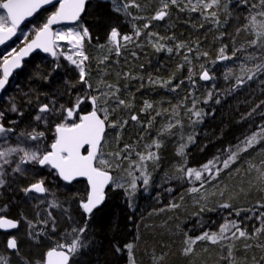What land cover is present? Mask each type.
<instances>
[{"label": "trees", "instance_id": "1", "mask_svg": "<svg viewBox=\"0 0 264 264\" xmlns=\"http://www.w3.org/2000/svg\"><path fill=\"white\" fill-rule=\"evenodd\" d=\"M164 1L169 0H90L86 4L85 11L79 21L86 25L89 32V38L84 47L88 58L84 62V66L86 69L89 68V72H86V79L87 85H91V88L80 81L78 72L68 68L62 62L54 64V61H51L49 65H44L41 73L37 70L34 72L32 76L38 77L37 79L29 78L28 71L23 70L24 67L26 66L25 69L33 71L31 68L33 61L41 58L47 59L42 54H34L17 74V77L20 78L23 73L26 74L22 83L31 85L30 89L34 94L28 99V103H26L27 100L22 101L23 108L21 107L20 114L5 116L1 122L5 128L15 130L14 133L7 134L9 141H18L21 133L27 135L34 131L43 132L44 140L42 138L40 141L41 151L44 153L50 149L51 144L55 141V125L59 124L61 113L55 111L52 116L47 117L46 123L42 120L44 125L39 126V122L35 121V116L39 114L38 110L41 107L39 102H42L43 105H49L50 108L53 106L56 109H60L61 106L65 109L70 108L75 103L74 96L79 95L76 94L79 90L83 91L86 88L90 93H94L93 96H97L100 95L97 92L100 86L111 87L117 84L121 88H126L125 73L130 74L131 77H137V81H145L148 77L147 74L151 72V76L154 77L156 74L152 72L160 71L159 64L164 65L161 72L166 79L176 78L178 71L175 69L176 64L169 59L162 60L159 56H155L147 47L143 50L139 49L138 57L131 59L132 63L125 70L112 62V52H110L108 43L109 35L113 29L117 30L118 36L131 37V41L134 40L137 32H154L164 36L163 25H165L167 17L154 19L164 7ZM221 2L217 14L225 8L224 14L218 21H215L214 26L211 25L209 28L199 31V26L193 23L192 30L198 31L194 34L193 31L189 32L190 35L192 34L190 40L193 39V41L200 43L199 53L202 55L206 53V59L215 61V66L223 70V72L210 70L217 82L220 81L223 74L232 69L231 64L236 62L243 64L252 51L259 54L258 61L264 60V38L257 36V33L261 31V26L264 25V16L259 15V13L264 12V8L260 7L259 0H248L247 3L241 0L243 6L238 5L237 0H222ZM51 10V8L44 10L38 16L46 14L48 17ZM167 13L171 18L167 22L168 29L178 30L177 33L180 36L186 34L180 27L182 19L174 7L168 6ZM231 16H235L236 21ZM145 25L148 27L145 28ZM31 34L22 39H15L17 49L33 38L34 35ZM220 34L222 38L216 45ZM193 36L194 38H192ZM252 40H257L255 47H250ZM111 44L114 45L112 41ZM222 48L226 51L225 56L232 57V59H218L216 54ZM233 53H235L234 57ZM232 60L236 61L232 62ZM192 68L193 77L199 75L198 67L193 65ZM105 73H107L106 78H104ZM181 73H183L182 79L186 80L185 70L179 72V74ZM197 81L185 91L181 90V93L176 96V100L165 92V102L169 101V105L174 103V106H178L177 102L181 101L182 97L191 98L189 93L192 91L189 88H192L193 92L197 90V95L201 97L206 95L207 91L205 94L203 92L205 89L203 81ZM225 81L228 82V79ZM130 84L133 86L132 83ZM218 84L222 85V82ZM221 85L218 87L220 90L218 95L210 96L208 103H199V107L194 109L195 118L191 119L188 115L187 119L182 114L179 117L183 123L192 122L197 120V113H199V123L196 126L198 128L192 142L186 144V151L184 150L186 153L183 154L185 157H183L182 152H179L178 157L172 162L171 159L165 160V170L170 174V177H165V181L161 177V182H165L163 185L156 186V181L153 180V187L146 188V192L142 193L141 202L137 206L134 204L131 188L129 189L126 185H124L126 188L118 189L113 188L112 185L107 186L105 201L90 215L91 222L87 229L89 246L79 264H173L175 260L182 257L181 249L189 240L195 241L193 244L197 246L196 256L189 264H264V207H261L264 205V185L259 183L258 171L256 170L260 169L261 161L264 160V140L249 148L248 151L241 152L239 160L229 169L221 171L214 179L210 178L207 172L203 173L205 177H209L206 181L191 179V182H196L195 195L199 194L198 198L191 199L190 204L187 201H182L187 205V211L182 212L180 209H176L177 212H174L176 222L168 224L164 234L154 230V221L149 217V213L155 211L153 207L176 205V202H180L181 196L190 188L188 184V188L184 187L179 190L177 187V190L171 180H168L169 178L177 176L189 183V178L184 174V171L186 173L187 169H202L209 162L227 159L231 151L243 147L245 139L254 133H259L261 126H264L263 105L257 106V116L251 115L252 110L246 107V103L241 104L238 98H232L233 95L229 94V90H221L224 86ZM144 86V96L154 107L161 106L160 108H162L163 98L154 95L155 88L148 84H144ZM131 88L124 91L122 94L124 98L122 99L126 101L128 110H133L136 107L134 111L138 112L142 104L136 101H141L142 98L137 94L136 88ZM197 95H195L196 98ZM80 107L84 110L90 108L86 100ZM166 111L173 110L169 109L165 103ZM147 115L149 114L141 115V117L144 119ZM119 116L124 121L126 115L121 114ZM151 118L147 116L143 120L146 124L145 130L136 132V135L134 130L125 134L126 128H124L120 138L122 142L119 145L118 136L111 134L115 141L116 150L119 152L118 155L120 156V152H122L121 160L136 158V156L128 155L126 152H129L132 147L138 146L142 137L160 140V138H155L157 135L153 136L150 132H156L162 125V119L156 115H151ZM151 120L154 123L150 126ZM166 120L165 117V122ZM117 124L118 127L122 128V122L118 119ZM107 136L108 133L105 138ZM169 140V142H175L171 138ZM169 142L167 141L166 144ZM175 143H180L184 148V141L177 139ZM14 160L17 161L18 159L14 158ZM215 166L222 168L220 163H216ZM250 169L253 170L250 171ZM35 172L34 177H41L47 190L54 188L64 202L72 203L74 209L76 206L75 202H72L73 199H77L81 195L86 196L88 193L85 180L66 184L56 177L51 168H38ZM5 181V184L0 187V210H3L0 213L13 219H19L18 211H21L22 206H24L21 201L24 194L21 183L25 182L12 181L11 179ZM157 189L164 196L170 192V199L165 205L159 206L154 202L151 207L147 197L154 190L156 192ZM67 193H73V198L71 199ZM158 198H160V194ZM225 204L229 207H224ZM230 223L237 224L248 235L234 239L228 236L229 234H225L227 239L217 240L214 244H209L208 240L197 239L205 233L216 234L219 237L222 226ZM258 229L260 231H257ZM2 237L3 235L0 233V241ZM128 245H131V248ZM229 248L231 254H229ZM181 260L184 262L186 259L182 258Z\"/></svg>", "mask_w": 264, "mask_h": 264}, {"label": "rangeland", "instance_id": "2", "mask_svg": "<svg viewBox=\"0 0 264 264\" xmlns=\"http://www.w3.org/2000/svg\"><path fill=\"white\" fill-rule=\"evenodd\" d=\"M3 0H0V5H2ZM169 2V3H168ZM205 3H210L211 0H204ZM167 3L168 6L175 7V9L178 7V10L182 14H179L180 18L182 19V22L180 25L186 26V28H193L192 22H188L186 20L189 18V15L193 16L190 17L189 19L194 20L196 18L199 22L201 23H206V21H210L211 25L214 26L215 21H218V19L223 16V12H219L217 14V11L219 9L218 7H213L208 10H202L197 3V0H177V4H172L169 1H164V4ZM238 5L241 4V0H237ZM243 6V5H242ZM164 8V7H163ZM162 8V9H163ZM193 8H196L194 11ZM51 13L48 15L51 16L53 12L56 11L57 6H53L51 8ZM168 9V8H167ZM166 9V11H167ZM211 12H215V17H212L210 15ZM167 13L165 17V25L163 28V31L165 32L164 36H161L159 34H155L154 32H147V33H139V35L135 36L133 39L134 40H128L125 41L123 37L118 36L117 38V43H114L113 49H117V44L119 46V49L125 48L128 46L129 43L131 45H134L135 48H139L143 50L144 48H148L150 52L155 54V56H159L162 58V60L169 59L173 63L176 64L175 69H178L176 74H179L180 71L183 69L186 72L187 79L190 78L191 73L193 72V65H196L198 67V74L202 75L204 71H208L210 79L209 80H204V86L205 87H213L215 84H218L219 82H222V89L224 91L229 90V94L233 95L232 98H238L240 101L239 103L243 104L246 103V107L252 110L251 115L253 114L254 116H257V106L263 105L264 106V73L257 75L254 79L252 80H245L243 86L241 87H236L234 83L229 79L228 82L225 80L228 79L229 72L223 74L220 77V81L217 82L216 78L213 77L212 71L210 70H216L217 72H223V70H220L215 66V61H211L208 58L206 59V55L200 54V43L197 41L187 40L186 42H178V37L180 36L176 31H172L171 29H168V24L167 22L169 21L170 15ZM0 16H4L6 18L5 21V26H9V21L4 13L2 7H0ZM48 17L46 14L40 15L36 17L33 21L25 24L23 27H21L18 32H17V38L22 39L25 36L35 35L36 31L43 26L44 23L47 22ZM233 17V20L236 21L235 16ZM226 18V17H224ZM203 20V21H202ZM208 24V23H207ZM210 26V25H208ZM87 29L86 25L81 23L80 21L76 22L73 25H62V26H57L54 28L53 33L57 31H61L64 33H67L69 30L73 32H79L80 35L83 37L82 40H80L79 44L77 45L74 42H70L69 40H57L56 41V50H57V56L56 57H50V56H45L47 59L41 58L39 60L33 61L31 68L33 71H29L24 67L23 70L26 72L28 71V76L29 78H35L36 77L32 76L34 72L37 70L39 73H41V69L44 68V65H49L51 61H54V64L56 62H62L65 64L68 68H72L75 72L79 73V67L77 65H73L71 61H69L66 57L69 55H72L74 59H77V62L79 64V53L83 52V54L87 57V54H85L84 47H85V42L89 38V32L87 36H84L83 30ZM88 30V29H87ZM197 31L195 30L194 33ZM16 38V39H17ZM13 49H17V41L15 40L13 43L6 45L5 47H2L0 49V62H2L3 58L5 56H8ZM159 49V50H158ZM171 49V51H169ZM191 49V51H189ZM117 52V50H116ZM112 56V55H111ZM216 56H220V54H216ZM53 58V59H51ZM88 58V57H87ZM112 60V59H111ZM86 62V60L84 61ZM84 68V64L82 65ZM158 67L160 68V71H154L152 73L156 74L154 77L151 76L150 74H147V80L137 81V77H131L130 74L125 73V84L126 88H122L123 91L129 90L136 88L137 94L140 96L141 101H136L139 102L141 105V108L138 112H135L134 110L127 109V105L125 103L117 105V107L114 104H110V107H108V101L107 99L104 100V97L100 95L98 96V101H100V108L101 112L103 114V118L106 119L105 121L107 122V127L112 130L111 134H115V131L119 128H117V119L118 121L120 120L122 122V127H128L132 128L138 131H144V127L146 124H144L143 120L151 115H156L158 118L162 119V125L156 130V132H150L152 133L153 136L157 135L155 138H165L162 142H154L152 139H149L148 137L146 138H141L142 143L139 144L138 148L140 149V152L136 155V158L132 159H123L121 161V156L122 152H120V156L118 155L119 152L116 150V145L114 138L111 135H108L106 138L107 134V129L104 134L103 141L101 143V146L98 150L97 153V160L95 161V166L100 167L101 170H105L108 172H113L112 174V180L109 182V185H112L113 188H121L124 187V185L128 186L129 189L131 188V181L135 178L136 180V189L135 191L131 192V195L134 198V204L137 206L138 203L141 202V197L138 194L137 190V185L139 183H143V177L147 176L148 177V184L145 185L148 189L149 187H153V180L154 182L156 181V186L163 185L165 183V177H170V174L165 170V160L171 159V162L177 158L179 155V152H182V155L185 154L186 152V144H190L192 140L194 139V135L197 132V124L199 123V115H197V120L195 121H188L186 123H183L179 120V117L185 115V118L189 115L192 118H195V112L194 109L199 107V102L200 104H206L208 103L209 98H196L195 95H197V90L193 92L191 90L192 88H189L191 93L189 95L191 98L183 97L181 101H178V106H174L173 104L169 105V101H166V106H169V109H172L173 111H166L165 112V103L162 104V108L154 107L150 102H147L148 99L147 97L144 96L145 94V86L144 84H147L148 82L156 89H154L155 93L158 91L157 89L161 90V92H167L170 97L176 100V96L181 93V90H179V86L185 83V81H179L177 78L175 80L168 78H165V75L161 72L164 68V65L159 64ZM218 69V70H217ZM36 71V72H37ZM26 74L23 73L20 77L15 76L14 79L10 83L9 89L2 95L0 98V123L2 122V119L5 116H9L12 114H20L21 109L23 108L22 101H26L28 103V99L31 98L34 94V92L30 89L31 85H26L27 83H22V80ZM176 77V76H175ZM30 80V79H29ZM202 80H199L197 82H201ZM129 83V85H127ZM132 83L133 86L130 84ZM177 85H174L176 84ZM196 85V84H195ZM234 85V86H233ZM139 89H138V88ZM194 87V85H193ZM228 87V88H226ZM144 89V90H143ZM218 93L219 89L216 88ZM119 90V89H118ZM167 90H172V91H167ZM223 92V91H221ZM82 93V94H81ZM79 95L74 96V100L78 99L79 96H85L86 91H78ZM81 94V95H80ZM118 94V93H117ZM175 95V96H174ZM235 95V97H234ZM199 96V95H197ZM118 97V95H117ZM163 97V96H162ZM192 97H194L192 99ZM119 98H124L123 96ZM228 99V98H227ZM116 100V99H115ZM114 99H112V102H115ZM140 100V99H139ZM178 100V99H177ZM87 101V100H86ZM218 101V100H217ZM30 103V102H29ZM40 106L43 105L42 102L38 103ZM13 106H15L16 111L14 112ZM22 107V108H21ZM122 107V109H121ZM125 109H124V108ZM110 109V110H109ZM99 111V110H98ZM147 112V113H146ZM128 113V114H127ZM54 112L52 113V115ZM121 114H125L126 116L124 117V121L122 120V117L119 116ZM147 115L144 119L141 117V115ZM38 114H36L37 116ZM51 115V116H52ZM35 116V117H36ZM135 116L137 119L133 120L132 117ZM121 117V119H120ZM165 117H166V122H165ZM59 123H68L69 125L73 122L70 119L63 118L62 116L59 117ZM75 122L78 123V117L76 116ZM152 119V118H151ZM188 119V118H187ZM190 119V120H191ZM35 121H37L35 119ZM152 123H150V126L153 125L154 121L151 120ZM198 121V122H197ZM39 122V126L44 125V122L37 121ZM166 123V124H165ZM196 128V129H195ZM182 135H181V134ZM188 133V134H187ZM151 137V136H150ZM169 138L173 141H184L185 145L184 148L180 143H175V142H169ZM44 140V137H43ZM169 142L166 144V142ZM18 141H12L10 142L8 140L7 143L0 142V148H5L8 146H17ZM21 147H24L25 149L29 150H34L35 148H39L41 154V142L39 141L38 143H34L31 141L25 142L20 144ZM183 148V151H182ZM185 150V151H184ZM152 153L155 155V159H145L141 161L140 157H148L149 154ZM20 154L14 155L12 157L13 163L11 165L5 166L3 171V179H12V174H16L19 176H22L25 178L26 183H34L37 182L39 179L38 176L34 177V173L31 170V165H38L37 163H31V164H25L22 165L21 171L20 172H13L12 169L15 168L16 166V161L14 158L18 159V156ZM185 157V155H183ZM100 160L107 161V164H101ZM139 165V167H137ZM47 169H49L48 166H46ZM173 169V168H172ZM118 170V171H117ZM193 170H201V169H193ZM143 174V175H142ZM184 174L187 175V172ZM161 177L164 179L163 182H161ZM189 183L188 181L181 179L180 177L173 176L169 178L168 180H171V183L173 184L174 187H178L179 190H182L184 187L188 188L190 185V188L188 191H186L183 196H181V201L176 202V205L174 206H169V207H153L155 208V211H152V213H149V217L151 220L154 221V230L160 231L163 234L165 233V227L170 224V223H175L176 218L174 216V212H177V210H181L182 212L187 211V205L184 204V202H189L191 203V199H197L198 195L196 194V191H193V189H196V182H191V179H195L194 175L189 177ZM6 182V181H5ZM189 184V185H188ZM117 185H120L121 187H117ZM165 185V184H164ZM126 186L124 188H126ZM1 187V186H0ZM159 189H162L158 187ZM173 188V187H171ZM46 189V188H45ZM159 189L153 191L147 198L149 199L151 203V207L154 205V202H156L159 206L165 205L169 202L170 199V192L164 196L163 193H159ZM174 189V190H176ZM177 189V190H178ZM47 190V189H46ZM160 198H158L159 194ZM175 193V192H174ZM182 193V192H181ZM70 195L71 199L73 198V193H67ZM88 193L86 196L81 195L77 199H73L72 202H75L76 206L80 209L81 212L84 211L82 210V202L87 201ZM196 196V197H195ZM67 197V196H66ZM26 201H25V206L26 209L23 211L21 218H20V225L19 228L16 232H14L12 235H10L7 238L2 237L0 241V257H3L4 260L6 261V264H44V256L45 253L51 249V248H57L61 249L58 246L61 244L64 245H70L72 241L75 239L73 235V230L76 229L78 230L81 227H84L86 225L87 229L89 228V223L88 220H90V215H85L87 217L84 218L83 221L80 220L79 217H76L72 215V203L71 202H64L63 199L56 193L54 188L51 190H47L45 193L38 195V194H29L26 196ZM184 201V202H182ZM153 202V204H152ZM184 204V205H183ZM55 205V206H53ZM179 205V207H177ZM160 208V209H159ZM3 210H0L2 212ZM49 213L51 214V219H49ZM45 220H48V226L44 227H36V228H30L29 227V222H32L38 226L43 225V222ZM55 222V231L53 232L51 229V224L52 222ZM39 233V235H37ZM228 236H231L230 233ZM15 238L17 240L18 244V251L13 252L10 251L7 248V243L8 240L11 238ZM83 239L85 242L89 245V239L87 237V232L84 234ZM209 244H214L211 240H208ZM207 246V245H204ZM188 247H191V251H187L186 249ZM88 248V247H87ZM87 248L82 249L79 251L77 254L72 255V260L70 264H79L82 261L83 254L87 250ZM197 246L195 244L189 245L188 243L183 245V248L181 249V258H178L173 262V264H189L192 262L194 259L195 252ZM67 250V248H64ZM139 255H141L139 253ZM186 259L184 262L181 259ZM138 262V261H136ZM143 262V261H142ZM144 263V262H143ZM160 263V262H159ZM158 264V263H157Z\"/></svg>", "mask_w": 264, "mask_h": 264}, {"label": "snow or ice", "instance_id": "3", "mask_svg": "<svg viewBox=\"0 0 264 264\" xmlns=\"http://www.w3.org/2000/svg\"><path fill=\"white\" fill-rule=\"evenodd\" d=\"M52 0H7V2L0 5L3 9L7 10V18L10 19V26H5L6 18L0 16V44H4L5 41L10 39L16 34L18 25L26 16H32L42 5L51 3ZM172 4H177V0H170ZM245 3L248 0H244ZM198 6L202 10H208L219 6V0H211L210 3H205L204 0H197ZM85 0H59V8L48 17L47 22L40 27L35 33V39H32L30 43L19 51L13 49L12 52L5 56L0 62V68H2V76H0V89H3L8 83L9 76L14 69L21 67V60L23 57L27 56L34 48L42 49L45 53H50L53 57L57 56L56 50V41L57 40H69L74 42L77 45L83 37L79 32H73L69 30L67 33L57 31L52 32L51 26L57 24L60 21L71 20L75 21L79 18L81 12L84 10ZM259 5L261 8H264V0H259ZM126 7V6H125ZM168 4H164V8L160 10L154 19H163L167 15L166 9ZM195 11L196 8H193ZM255 10V7H254ZM210 15L215 17V12H211ZM259 15L264 16V12L259 13ZM145 28L148 25L144 26ZM84 36L88 35V30L85 28L83 30ZM111 41L117 43L118 32L116 29L111 31ZM139 35V32L136 33ZM258 38H264V25L261 26V31L257 33ZM125 41L131 39V37H123ZM257 45V40H252L250 47H255ZM117 53L119 52V46L117 44ZM159 50V49H158ZM171 51V49H169ZM191 51V49H189ZM221 55L218 57L219 60L230 59L223 55L224 49L220 50ZM79 64L77 59H74L72 55L67 56L66 58L71 61L73 65L79 67V76L80 81L87 85L86 72L85 68L82 66L84 61L87 60V57L80 52ZM206 55V53H205ZM235 53H233V57ZM247 80L254 79L257 75L264 73V65L258 64L254 69H249ZM201 78L203 80H209L210 76L208 71L202 73ZM245 80L243 78L237 77L235 81V86H243ZM88 88H91V85H87ZM97 96H82L79 97L76 102L70 108L56 109L55 106L49 107V105H42L38 112L39 114L35 117L37 121L43 120L47 122V117L51 116L53 112L60 111L61 116L66 119H71L73 122L69 125L68 123H59L55 125V141L51 144V151H47L41 154L39 148L34 150L25 149L21 147L20 144L31 141L38 143L42 140L44 133L43 132H32L27 135L21 133L18 137L17 146H8L5 148H0V186L5 184V180L2 178L4 175V167L11 165L13 163L12 157L14 155L20 154L18 160L16 161V167L12 169L13 172H20L21 166L25 164L37 163L40 166L51 165L54 169L58 170V174L64 181H72L76 177H86L91 185V194L88 196L86 202H82V208L85 213L92 214L94 210H97L103 203L105 199L104 189L105 185L112 180L111 175L108 171L101 170L100 167L94 166V161L97 160V151L101 144V139L105 131V120L101 119L98 113ZM85 100L90 101L93 105V110L87 115L79 116V108ZM119 104H123L124 101H118ZM16 111L15 106L12 109ZM199 115V113H197ZM79 116V123L75 122V117ZM105 115V119H106ZM133 120L137 118L132 117ZM15 130L12 128H5L2 123H0V142L7 143L9 140L8 133H14ZM264 140V126H261V131L259 133H254L252 136L247 137L243 142V147L238 148L235 151H231L227 159L222 161H213L209 162L208 165H205L201 170L187 169V175L189 177L193 176L197 181H206L209 177L215 178L223 170H227L231 165L235 164L239 158L241 152L248 151L249 148L254 147L258 143ZM89 146V151L87 155L81 154V149L85 146ZM155 155L150 153L148 157L141 156V161L145 159H155ZM101 164H107V161L100 160ZM216 163L222 164V168L216 167ZM139 167V165H137ZM255 168V166H253ZM260 169H264V160L261 161ZM256 169L258 171V181L261 185H264V170ZM253 169H250V171ZM204 172L209 174V177L203 175ZM143 175V174H142ZM143 183L148 184V177H143ZM117 187H121L117 185ZM131 189L135 191L136 189V180L135 178L131 181ZM26 192L35 191L36 193H45L47 190L43 186V182H38L31 185ZM196 191V189H193ZM55 206V205H53ZM224 207H229L225 204ZM264 207V205H261ZM49 219H51V214L49 213ZM48 226V220L43 222V225L38 226L32 222H29L30 228L44 227ZM18 227V222L13 221L12 219H7L0 217V229H15ZM51 229L55 231V222L51 224ZM257 231H260L259 229ZM87 232L86 225L79 228L78 230H73V235L75 239L70 245L61 244L58 247L61 249L67 248L66 251H57L55 248L48 251V264H69L70 256L77 254L84 248H87L89 245L83 239L84 234ZM230 233L232 238L246 237L248 233L241 230L240 227L235 223H230L222 226L221 233L219 237L216 234L209 235L205 233L202 237L197 239L211 240L213 243L217 240L227 239L225 235ZM238 233V236H237ZM39 235V233H37ZM189 245L195 243L193 240L188 241ZM131 248V245H128ZM7 248L10 251H18L17 240L13 237L8 240ZM191 251V247L186 249ZM229 254L231 250L229 248ZM55 257V260L53 258ZM0 264H6V261L3 257H0Z\"/></svg>", "mask_w": 264, "mask_h": 264}, {"label": "bare ground", "instance_id": "4", "mask_svg": "<svg viewBox=\"0 0 264 264\" xmlns=\"http://www.w3.org/2000/svg\"><path fill=\"white\" fill-rule=\"evenodd\" d=\"M5 0H3V2H4ZM222 0H219V3H222L221 2ZM2 2V3H3ZM179 7V6H178ZM178 7L175 9V7H174V9H175V11L176 12H178V14H182L181 12H180V10H178ZM3 9V8H2ZM224 9L225 8H223V9H221V11L223 12L224 11ZM4 11V10H3ZM43 11H41L39 14H41ZM5 13V12H4ZM39 14H37L31 21H33ZM190 17H193V16H191V15H189V18ZM189 18H187L186 20H188V22L190 23V21L189 20H191V21H194V22H192V25H193V23H195L196 25H198L199 26V31L200 30H202V29H207V28H209V26L208 25H210L211 26V23H210V21H206V23L204 24V23H201V22H199L196 18H194V20H192V19H189ZM240 20H241V18H240ZM9 21V20H8ZM30 21V22H31ZM203 21V20H202ZM237 21H238V18H237ZM239 22V21H238ZM27 23H29V22H27ZM27 23H25V24H27ZM208 23V24H207ZM24 24V25H25ZM23 25V26H24ZM9 26H10V23H9ZM59 26H62V25H59ZM180 27L181 28H183L182 30L186 33V34H184L183 36H179L178 37V42H186L187 40H190V36L192 35H190V31H193V34H194V30H192L193 28H186V26H184V25H180ZM198 30H196V31H198ZM17 32H18V30H17ZM17 38V37H16ZM192 38H194V36L192 37ZM220 38H222V35L220 34V36L217 38V41H218V43L216 42V45L217 44H219V42H220ZM15 41V40H14ZM13 41V42H14ZM12 42V43H13ZM28 42V41H27ZM26 42V43H27ZM26 43H24V44H26ZM109 45H110V52H112V56H111V59H112V62H114V63H116V64H118V65H120L122 68H124L125 70H127V68L130 66L129 64H131L132 63V60L133 59H135V58H137L138 57V53H139V48H135V46L134 45H131V43H129L128 44V46H126L125 48H122V49H119V52L117 53L116 52V50H114L113 49V46H112V44H111V39H110V35H109ZM11 44V43H10ZM23 44V45H24ZM22 45V46H23ZM5 47V46H4ZM2 48V47H1ZM0 48V49H1ZM220 55H221V52H220V50H219V52H218ZM225 53H226V51L224 50V52H223V55H225ZM46 56V55H45ZM258 58H260V56H259V54L256 52V51H252V52H250V54H248V57H247V61H244V63L243 64H241V63H239V62H236V63H234V64H231V70L229 71V77H230V80L232 81V83H234L235 84V81H236V78L237 77H240V78H243V77H246L247 75H248V71L247 70H249V69H254L255 67H256V65H258V64H262V65H264V60H261V61H258ZM132 59V60H131ZM230 59H232V57L230 58ZM234 61H236V60H232V62H234ZM20 72V71H19ZM85 72H89V68H85ZM107 75V73H105V75H104V78H106L105 76ZM179 75V76H178ZM213 75V74H212ZM191 76H192V78H191ZM191 76H190V78L189 79H186V80H184V79H182V77H183V73H181V74H177V79L179 80V81H185V83L184 84H182L181 86H179V90H182V91H185V89H187L191 84H193V83H195V81H197V80H202V81H204L202 78H201V76L202 75H197V76H194L193 77V75L191 74ZM214 77V76H213ZM229 77H228V81H229ZM176 78H175V80H176ZM264 79V78H263ZM206 81V80H205ZM263 81V80H262ZM149 86H151L152 88H154L149 82L147 83ZM219 85H221V84H215L212 88L211 87H205V91L203 90V92H204V94H205V92L207 91V94L206 95H203L202 97L201 96H198L197 98H209L210 99V96H216V95H218L219 93H218V91H217V89L216 88H218L219 87ZM109 86V85H108ZM118 87H119V90H118ZM157 88V87H156ZM155 88V89H156ZM85 91H86V94H88V96H93V92H91L90 93V91H87V89L85 88L84 89ZM158 91L155 93V92H153L154 93V95L157 97V96H159V97H161V98H163V101H162V104H164L165 103V92L163 93V92H161V90H159V89H157ZM167 91H172V90H167ZM98 93H100V98H101V96H103L104 97V100L105 99H107L108 101H110L109 103H108V107H110V104H114L115 106H117L118 105V101H124V103L126 104V101L124 100V99H121V98H119V97H121L122 96V94L124 93V91L122 90V88L120 87V86H118L117 84L116 85H114V86H109V87H107V86H100L99 88H98V91H97ZM118 93V94H117ZM95 95H96V93H95ZM117 95H121V96H119V97H117ZM163 96V97H162ZM183 98V97H182ZM112 99H116L115 100V102H112ZM87 102H88V104H89V106H90V108H88V110L87 111H84V109H83V113H82V115L84 114V113H87V112H89L90 110H91V108H92V104L90 103V101H88L87 100ZM147 102H150L149 100L147 101ZM136 103V102H135ZM200 103V102H199ZM99 104H100V101H98V103H97V108L99 109V111H98V114L101 116V118L102 119H104L103 118V115H101V114H103L102 112H101V108H100V106H99ZM121 105V104H120ZM134 106V105H133ZM81 108V107H80ZM124 108V107H123ZM110 109H112V107H110ZM109 109V110H110ZM121 109H122V107H121ZM125 109V108H124ZM134 109H136V107H134L133 108V110ZM105 120V119H104ZM105 124H106V129H107V133H108V135H111V132H112V130H110L108 127H107V122L105 121ZM117 128H119V130L117 129V131H115V134H116V136H118L117 138H118V145L120 144V142H122L121 140H120V138H121V132L124 130V128H126L125 130V134H128V133H130V130L132 131V130H134L135 131V135H136V132H140V131H138V130H135V129H132V128H128V127H122V128H120V127H118L117 126ZM105 132H106V130H105ZM120 134V135H119ZM142 138H146V137H142ZM165 138H160V140L158 141V140H153L154 142H156V143H158V142H160L161 140L163 141ZM141 143H142V140H141ZM140 143V144H141ZM139 146V145H138ZM138 146L136 145V146H134V147H132L130 150H129V152L127 151L126 153L128 154V155H133V156H136L139 152H140V149L138 148ZM122 161V160H121ZM39 167H38V165H32V167H31V169H32V171L33 172H35V171H37V169H38ZM40 169V168H39ZM118 171V170H117ZM110 173V175H111V177H112V174H111V172H109ZM35 175H36V172L34 173ZM12 176H16V175H14V174H12ZM38 179H42L41 177H39ZM43 180V179H42ZM40 180H38L37 182H34V183H32V184H30V183H26L27 181H25V179H23V180H21V182H25V183H21L22 184V188L24 189L23 190V198H21V201H22V204L24 205V206H22V210L21 211H18V213H19V217L21 218V215H22V213H23V211L26 209V204H25V201H26V196L27 195H29V193L28 192H26L25 190L26 189H28L29 188V186H31V185H33V184H36V183H38ZM146 186L144 185V184H142V183H139L138 185H137V190H138V194L139 195H142V193L144 194L146 191ZM36 194V193H35ZM43 194V193H42ZM39 195V194H38ZM41 195V194H40ZM104 195H105V191H104ZM104 201H105V199H104ZM103 201V202H104ZM103 204V203H102ZM75 206H76V204H75ZM82 210H83V208H82ZM84 211V210H83ZM72 215H74V216H76V217H79L80 218V220L81 221H83L84 220V218L85 217H87V216H85V215H88L87 213H85L84 212V214H83V212H81L80 211V209L76 206V208L74 209L73 207H72ZM89 215H92V214H89ZM8 217V216H6V215H4V214H2V213H0V217ZM10 218V217H9ZM20 218L19 219H14V220H17L18 222H19V225H20ZM88 218V217H87ZM11 219H13V218H11ZM89 219V218H88ZM90 220H88V223H89V225H90ZM19 228V227H18ZM18 230V229H17ZM16 230V231H17ZM16 231H13V232H8V233H3V232H0L2 235H3V237L4 238H7V237H9L10 235H12L14 232H16ZM71 257V256H70ZM71 260H72V257H71ZM71 260H70V262H71ZM70 264V263H69Z\"/></svg>", "mask_w": 264, "mask_h": 264}, {"label": "water", "instance_id": "5", "mask_svg": "<svg viewBox=\"0 0 264 264\" xmlns=\"http://www.w3.org/2000/svg\"><path fill=\"white\" fill-rule=\"evenodd\" d=\"M89 1H90V0H85L84 10L81 12V14H80V16H79V18H78L77 20H75V21H71V20L60 21V22L57 23V24H53V25L51 26V30H52V32H53L54 28L57 27V26H59V25H73V24H75L76 22H78L79 19L81 18V16L83 15L84 11H85L86 4H87ZM5 2H7V0H5L3 3H5ZM3 3H2V4H3ZM53 6H57V9H58V8H59V0H52L51 3L42 5V6H41V7H40L35 13H33L32 16H26V17L21 21V23L18 25L17 30H19L21 27H23V25H24L25 23L30 22V21H31V20H32L37 14H39L41 11H44V10L50 9V8H52ZM57 9H56V10H57ZM3 10H4V12H5L6 16H7V10H6V9H3ZM8 20H9V23H10V19H9V18H8ZM16 37H17V31H16V34H15L14 36H12L10 39H8L7 41H5L4 44H0V48H1V47H4V46H6V45H8V44H10V43H12V42L16 39ZM32 39H35V35L33 36ZM32 39H31V40H32ZM31 40H29L27 43H30ZM27 43L24 44L23 46H21L19 49L25 47V46L27 45ZM19 49H18L17 51H19ZM37 53H41V54H43V55H46V56H50V57H52V55H51L50 53H45L42 49L34 48V49H33V50H32L27 56H25V57L22 58V60H21V67H19V68H17V69H14V70L11 72V75L9 76V79H8V83L5 85V87H4L3 89H0V97L2 96L3 92L7 89L10 80L14 77V75H15L18 71H20V70L22 69V67H23V65H24V63H25V61H27L32 55L37 54ZM0 71H1V75H2V71H3L2 68H0ZM92 110H93V105H92L91 110H90L89 112H87V113H84L83 115H87V114L90 113ZM97 114H98V113H97ZM83 115H81V116H83ZM98 115H99V114H98ZM99 116H100V115H99ZM100 118H101V116H100ZM101 119H102V118H101ZM105 130H106V124H105ZM104 134H105V131H104ZM104 134H103V136H102L101 143H102V140H103ZM100 146H101V144H100ZM99 148H100V147H99ZM99 148H98V150H99ZM88 151H89V146H88V145H85V146L81 149V154H82V155H87ZM97 153H98V151H97ZM49 166L51 167V165H49ZM94 166H95V161H94ZM41 167H44V166H41ZM51 168H53V167H51ZM53 169H54V168H53ZM54 170H56L57 173H58V170H57V169H54ZM109 174H110V173H109ZM60 178L62 179V177H60ZM80 179H85V180H86V182H87V186H88V196H89V195L91 194V185H90V183H89V181L87 180L86 177H76V178H74L72 181H66V182H73V181L80 180ZM62 180H63V179H62ZM109 182H110V181H109ZM108 185H109V183H108L107 185H105V189H104V191L106 190V188H107ZM32 192L36 193L35 191H32ZM36 194H39V195H40V194H42V193H36ZM3 218L11 219V218H9V217H4V216H3ZM12 220H13V221H17V220H14V219H12ZM17 222H18V221H17ZM18 227H19V222H18ZM18 227L15 228V229H0V232H3V233L13 232V231H16V230L18 229ZM52 249H54V248H51V249H49L48 251H50V250H52ZM55 249H56L57 251H66L65 249H57V248H55ZM48 251L45 253V256H44V264H48V257H47V253H48ZM53 260H55V257L53 258ZM70 260H71V257H70ZM70 260H69V263H70Z\"/></svg>", "mask_w": 264, "mask_h": 264}, {"label": "flooded vegetation", "instance_id": "6", "mask_svg": "<svg viewBox=\"0 0 264 264\" xmlns=\"http://www.w3.org/2000/svg\"><path fill=\"white\" fill-rule=\"evenodd\" d=\"M37 54H41V53H37ZM43 55V54H42ZM33 56V55H32ZM45 56V55H44ZM31 58V57H30ZM29 58V59H30ZM28 59V60H29ZM27 60V61H28ZM27 61H25V63L27 62ZM25 63H24V65H23V67L25 66ZM23 67H22V69H23ZM21 69V70H22ZM20 70V71H21ZM19 72V71H18ZM18 72L14 75V77L15 76H17V74H18ZM0 76H2L1 75V71H0ZM14 77L10 80V82H9V85H8V87H10V83H11V81L14 79ZM8 87H7V89L3 92V94L8 90ZM2 94V95H3ZM2 97V96H1ZM0 97V98H1ZM79 116H81L82 115V113H83V108H79ZM84 111H87L86 109L84 110ZM79 116H77L78 117V120H79ZM71 120V119H70ZM78 123H79V121H78ZM54 143V142H53ZM47 151H51V147H50V149H48ZM46 151V152H47ZM46 166H48L49 168H51L49 165H45L44 167H46ZM38 167L39 168H44V167H41L40 165H38ZM53 171H54V173H55V175H56V177L59 179V180H61L62 182H64V183H66V184H69V183H73V182H75V181H73V182H66V181H64V180H62L61 178H60V176H59V174L57 173V171L56 170H54L53 168H51ZM37 178V177H36ZM12 179L13 180H16V181H21V180H23V179H25L24 177H22V176H19V175H16V176H12ZM40 181L39 182H43L44 180H42V179H39ZM80 180H85V179H80ZM77 181V180H76ZM86 181V180H85ZM87 183V182H86ZM44 186V185H43ZM30 187V186H29ZM29 194H35L34 192H32V191H29L28 192ZM88 197V196H87ZM4 235V234H3Z\"/></svg>", "mask_w": 264, "mask_h": 264}]
</instances>
